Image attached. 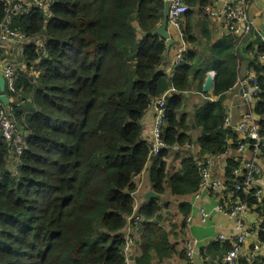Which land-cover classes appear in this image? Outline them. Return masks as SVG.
I'll use <instances>...</instances> for the list:
<instances>
[{
	"label": "trees",
	"instance_id": "1",
	"mask_svg": "<svg viewBox=\"0 0 264 264\" xmlns=\"http://www.w3.org/2000/svg\"><path fill=\"white\" fill-rule=\"evenodd\" d=\"M164 5L165 0H52L48 12L33 9L12 17L11 29L29 39L23 56L31 75L21 74L17 87L31 102L28 110L14 105L26 135L14 172L7 167L9 144L0 138V264H122V229L132 212L134 178L150 161L157 194L164 192L165 183L179 197L199 188L201 175L192 156L171 175L161 159L175 145L191 141L188 119L180 115L182 94L209 71L216 72L218 98L197 107L194 125L202 129L197 143L206 155L225 153L230 137L237 144L238 134L223 123L224 97L239 74V39L215 43L205 61L186 55L167 81L159 72L167 43L154 34ZM6 15L0 0V24ZM202 30L209 36L205 24ZM190 34L188 17L186 35L192 41ZM251 66L260 86L255 112L264 115V65L252 61ZM171 87L177 92L166 101L162 138L167 148L149 160L141 120L153 100ZM259 125L264 135V120ZM239 164L228 162V182L234 181ZM236 196L255 204L242 193ZM180 206L184 217L192 212L188 202ZM161 208L156 201H146L142 208L146 221L136 264L172 256L168 233L149 223L158 219ZM260 239L264 241V231ZM231 249L229 242L214 241L201 254L222 262ZM237 264L254 262L240 256Z\"/></svg>",
	"mask_w": 264,
	"mask_h": 264
},
{
	"label": "built area",
	"instance_id": "2",
	"mask_svg": "<svg viewBox=\"0 0 264 264\" xmlns=\"http://www.w3.org/2000/svg\"><path fill=\"white\" fill-rule=\"evenodd\" d=\"M165 1H169V26L176 28L177 34L182 41L184 38L183 19L192 10V7L187 0ZM4 2L7 6V15L0 24V72L6 82V93L15 94L18 93L17 83L21 74L28 75L30 72L27 69H20L14 60L4 62L3 57H1V50L5 44L15 42L20 47L21 53H24V46L29 42V39L25 34L11 29V19L18 14L29 13L33 9L48 12L52 0H4ZM214 4L223 6L225 24L231 35L236 39L249 35L255 29V21L249 14V0H214ZM207 14L215 17L216 11L215 9L208 8ZM259 37L264 43V34H259ZM37 45H43L42 39L37 40ZM185 52L186 50L183 44L178 49L174 63L169 69L171 77L174 75L176 68L184 63L186 57ZM258 81L259 78L255 74L245 77L240 82L242 98L248 105H253L255 97L260 91ZM175 92L177 90L171 87L163 95L156 97L151 104L155 112V125L153 135L148 141L150 147L149 160H153L154 157L161 155L163 150L167 148L162 138L167 115L166 101L167 96L173 95ZM1 95L2 93L0 91V138L9 144L8 158L10 159V164L7 166L8 168L11 167V158L14 156L15 163L13 167L15 168L9 169L10 172H14L16 167L21 164L20 157L25 147L26 135L22 130L21 122L15 114L14 106L11 104L5 106L1 101ZM22 121H25V119L23 118ZM223 125L225 128L233 127L229 114L226 115ZM234 130L238 134V151L242 152L247 146H250L253 148L254 156L237 166L233 172L234 181L232 183L228 182L226 178L216 177L213 174V168L220 166V162L227 156V152L216 155L207 154L201 157L199 146L195 143H189L190 152L193 153L195 162L198 165L201 181L197 192L183 199L194 208V212H191L185 217V224L186 227L192 228L194 226L195 213L197 215L198 225L206 224L209 221L211 217L209 210L205 205L199 203L203 195H208L216 199L218 195L231 189L234 192L242 193L247 198H252L255 204L251 207L248 199L243 200L240 196L229 206L226 214L233 220V227L237 233L235 240H232L231 236L222 233H217L211 237L210 242L206 241L200 244L196 239L187 238L184 241L183 250L190 264H199V260L202 259V247L214 241L224 243L230 240L233 241L232 249L224 256V263L237 264L238 256L249 238V230L245 221L251 216L252 209L264 202V190L255 186L258 176L262 173V167L258 163L256 155L264 147L263 135L255 112L252 109L245 112L241 116L238 124L234 127ZM166 169L169 173V167ZM145 171L146 168L134 178L136 190L131 194L133 198L132 212L126 217V224L122 229V264H136L134 250L140 246L139 238L143 224L146 221L142 208L146 201H151L148 198L143 199L139 196V192L143 186V174ZM215 208L218 212H224V206L221 202L217 201ZM257 230L259 232L264 231V219H260V228ZM258 248L259 246L255 245L254 249L249 251L248 256L253 258Z\"/></svg>",
	"mask_w": 264,
	"mask_h": 264
},
{
	"label": "crops",
	"instance_id": "3",
	"mask_svg": "<svg viewBox=\"0 0 264 264\" xmlns=\"http://www.w3.org/2000/svg\"><path fill=\"white\" fill-rule=\"evenodd\" d=\"M204 3L201 4L200 2L196 5L192 6V10L189 14L185 16L183 19V29H184V38L181 41L177 34L176 28L169 26V31L174 39V43L172 44L169 52L164 54V60L159 67V72L164 75L165 80L170 79V72L169 69L172 67L174 63V58L178 52V49L181 45L184 44L185 46V56L186 55H194L197 61H205L210 57V48L215 43L232 37L230 31L228 30L225 24V16H224V8L222 5H215L214 0H202ZM249 14L255 21V29L252 33L243 38H240L236 41L237 47L241 53V59L239 61V74L236 81V84L226 92L224 97V105L226 110V115H230L232 120V126L230 129L235 132L234 127L238 124L241 116L252 109L255 112L256 105L259 101L257 97L253 102V105H248L242 98V90L240 86L241 80L245 77L250 75H257L255 69L251 66L252 61L257 62L260 65H264V43L261 41L259 34H264V0H249ZM208 8L215 9L216 16L212 17L207 14ZM188 17L191 20V34L190 36L194 40H189L186 35V29L188 25ZM163 21V20H162ZM162 24V23H161ZM206 25L209 31V36H205L202 30V26ZM135 26L138 27V23L135 22ZM200 36H199V34ZM201 40L202 45L199 46L197 43ZM260 42V43H259ZM167 43V41H166ZM17 55L21 58L22 66H19L20 69H27L26 68V61L24 59L23 53H21L20 47L13 43L5 44L1 50V57H3L4 62L13 61L14 57ZM15 61V60H14ZM215 73V71H209L206 74V77L201 82L199 79H194L191 82V87L188 91L183 92L182 94V101L183 106L180 110V115L185 114L188 119L189 124V132L188 135L191 137V141H188L182 145H175L173 148L170 149L169 154L163 157L162 163L165 164V167H169V173L167 174H175L180 172L182 169V164L185 159L192 156L194 161L195 157L193 153H191V149L189 148V143H197L198 137L202 133V129L194 125V115L197 110V107L206 101H214L218 97L214 95V93H205L203 91L206 79L209 74ZM23 74V73H22ZM31 74H29L30 76ZM21 77V76H20ZM19 77V79H20ZM18 79V82H19ZM203 84L202 89L199 87ZM19 94L18 96L11 97L10 93H7L9 98L11 99L10 104L12 106L16 105L22 110H28L30 108L31 97H28L23 91V89H17ZM190 105L193 106V109L188 112L186 106ZM257 115L258 122L264 120V115ZM24 117H22L23 119ZM155 125V112L152 106L146 111L143 119L141 120L142 126V138L144 141H149L153 135V129ZM263 145H264V135H263ZM199 146V145H198ZM200 149V147H199ZM197 150V149H195ZM227 156L223 158L220 162V166L213 168V174L216 177H227V168L228 162L233 161L237 163H242L251 159L253 154V148L247 146L242 152L238 151V145L235 143L234 138H228V149H227ZM206 153H201L200 149V156H205ZM210 155V154H209ZM257 161L262 167V173L258 176L255 186L260 187L264 190V147L263 149L256 155ZM152 167V161L149 162L147 165V170L143 174V186L140 190L139 196L143 199H146L148 193L153 192V182L150 181V172L149 168ZM154 167V166H153ZM172 197L179 198L177 195H173L171 193L170 186L165 183V190L162 194H157L154 191L156 197L154 199H150L151 201H156L162 207L159 212V216L155 219L150 220L149 223H153L168 233L169 240L171 243V250L172 256L165 258L163 260L155 259L153 264H188V261L184 256L183 247L184 241L187 238L196 239L199 243H204L205 240L210 242V238L216 235L217 233H222L225 235H229L232 237V240L236 239V230L233 227V220L226 214L229 209V206L236 201L240 196L235 197V192L231 189H228L218 195L216 199L214 197L203 195L202 199L199 201L200 204H203L209 210L211 215L207 224H200L197 223V215L195 213V223L194 226L186 227L185 224V217L181 211V203H185L183 200L184 197H181V201L177 207V214L175 215L174 212L170 211L168 208L167 201H164L165 195L167 193ZM167 198V197H166ZM221 202L224 206V212L216 211L215 205L216 202ZM253 209L255 211H253ZM251 211V216L248 218L246 225L248 226L249 230V238L246 244L243 246L242 253L240 256L246 257V254L249 253L250 250L254 249L255 245H258L259 248L256 251V259L254 264H264V241L260 239V232L257 230L260 228V219H264V202L261 205L255 206ZM191 211L194 212V208L191 207ZM210 239V240H208ZM231 245L233 241L230 242ZM210 244V243H209ZM208 244V245H209ZM210 258H202L199 260V264H219L220 262H213ZM190 264V263H189Z\"/></svg>",
	"mask_w": 264,
	"mask_h": 264
},
{
	"label": "water",
	"instance_id": "4",
	"mask_svg": "<svg viewBox=\"0 0 264 264\" xmlns=\"http://www.w3.org/2000/svg\"><path fill=\"white\" fill-rule=\"evenodd\" d=\"M168 17H169V1H165L164 11H163V21L162 24L154 31V34L158 35L159 37L167 41L166 54L169 52L172 44L174 43V39L172 38V35L169 31ZM215 86H216V74L215 73L209 74L206 79L203 91L205 93H214ZM0 91L2 93L1 101L5 106H8L11 102V99L6 93V82L1 72H0ZM155 197L156 195L153 192L148 193L146 196V198L148 199H154Z\"/></svg>",
	"mask_w": 264,
	"mask_h": 264
},
{
	"label": "rangeland",
	"instance_id": "5",
	"mask_svg": "<svg viewBox=\"0 0 264 264\" xmlns=\"http://www.w3.org/2000/svg\"><path fill=\"white\" fill-rule=\"evenodd\" d=\"M198 34H199V33H198ZM199 36H200V34H199ZM197 45H199V46L202 45L200 39H199V42L197 43ZM14 60L16 61L17 65H19V66H22V65H23V64L21 63V58H20L19 55H17L16 57H14ZM20 92H22V91H19L18 93L10 94V95H11V97H13L14 95H15V96H18L19 94H21ZM186 109H187L188 112H190V111L193 109V106L190 107V105H187V106H186ZM14 163H15L14 156H12V158H11V167H10V168H12V169L15 168V167H13V166H14ZM221 178H222V177H221ZM224 178H225V177H224ZM166 197H167V198H166ZM164 201H167V202H168V204H167L168 208H170V211L174 212L175 215H176V214H177V207H178V204H179L180 201H181V197H179V198L172 197V196L169 194L168 190H167V193H166V195H165ZM207 223H208V222H207ZM207 223H206V224H207ZM201 225H202V224H201ZM204 225H205V224H204ZM140 238H141V237H140ZM210 239H211V238H210ZM210 239H208V240H210ZM206 241H207V240H205V242H206ZM139 243H140V240H139ZM198 243H199V242H198ZM199 244H200V243H199ZM139 255H140V246L136 249V252H135V259H136V257L139 256Z\"/></svg>",
	"mask_w": 264,
	"mask_h": 264
},
{
	"label": "bare ground",
	"instance_id": "6",
	"mask_svg": "<svg viewBox=\"0 0 264 264\" xmlns=\"http://www.w3.org/2000/svg\"><path fill=\"white\" fill-rule=\"evenodd\" d=\"M142 236V235H141ZM140 236V237H141ZM139 240H140V238H139ZM226 242H232V240H230V241H226ZM138 247H136L135 248V250H134V254H135V252H136V249H137ZM242 253V251L240 252V254ZM240 254H239V256H238V259H239V257H240ZM246 258H247V260L249 261V262H254L255 261V259H256V254H255V256L253 257V258H250V256H248V254H246ZM219 264H225L224 263V258H223V260H222V262H220Z\"/></svg>",
	"mask_w": 264,
	"mask_h": 264
}]
</instances>
